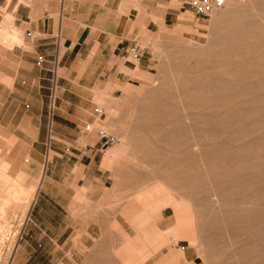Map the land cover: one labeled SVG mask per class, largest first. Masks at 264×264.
<instances>
[{"label": "rangeland", "instance_id": "1", "mask_svg": "<svg viewBox=\"0 0 264 264\" xmlns=\"http://www.w3.org/2000/svg\"><path fill=\"white\" fill-rule=\"evenodd\" d=\"M227 1V11L224 2L219 12L196 16L195 28L160 29L146 34L147 45L140 36L151 69L133 82H54L39 161L19 146L25 133L6 102L0 203L37 181L56 139L76 141L96 122L117 137L113 185L139 228L114 251L120 264H264V0ZM1 15L0 49L21 47L22 33ZM99 92L112 101L102 119L94 113ZM35 195L0 208V264L11 263ZM165 208L172 225L162 228L152 217Z\"/></svg>", "mask_w": 264, "mask_h": 264}, {"label": "crops", "instance_id": "2", "mask_svg": "<svg viewBox=\"0 0 264 264\" xmlns=\"http://www.w3.org/2000/svg\"><path fill=\"white\" fill-rule=\"evenodd\" d=\"M189 1L0 0V18L4 12L13 20L24 41L21 47L0 49V115L9 101L25 133V142L16 139L28 148L31 162L46 151L51 85L130 83L150 74L144 49L136 64L128 61L129 42L144 34L147 45L146 34L160 29L195 28ZM64 74L76 80H64ZM55 125L60 137L63 126ZM52 146L10 264H120L114 251L127 244L132 231L137 237L139 228L130 204L120 199L123 190L113 185V146L102 147L94 130L76 141L56 139ZM65 147L67 152L58 150ZM168 209L151 216L162 228L172 225Z\"/></svg>", "mask_w": 264, "mask_h": 264}, {"label": "built area", "instance_id": "3", "mask_svg": "<svg viewBox=\"0 0 264 264\" xmlns=\"http://www.w3.org/2000/svg\"><path fill=\"white\" fill-rule=\"evenodd\" d=\"M224 7V0H190L189 8L195 16L208 17L209 15L221 10ZM127 54L135 59L139 60L142 55V48L139 45L137 38H133L127 47ZM95 115L100 114V110L96 108L94 110ZM96 139L101 142L102 147H112L117 143V137L108 131L103 129H96ZM87 150H83L81 153L85 155Z\"/></svg>", "mask_w": 264, "mask_h": 264}, {"label": "bare ground", "instance_id": "4", "mask_svg": "<svg viewBox=\"0 0 264 264\" xmlns=\"http://www.w3.org/2000/svg\"><path fill=\"white\" fill-rule=\"evenodd\" d=\"M225 2V7H226V11L229 10V7H230V4H228V1L227 0H224ZM223 9V8H222ZM221 9V10H222ZM220 11V10H219ZM217 11V12H219ZM225 11V12H226ZM216 12V13H217ZM180 31H184L185 33V30L182 29V30H178L177 32H175L176 34H181ZM174 33V34H175ZM10 38L14 39L12 36H10ZM145 77V76H144ZM103 96V95H102ZM112 102V101H111ZM110 101H108L106 98H103L101 96H95V99H94V103L96 105H98L100 107V114H99V119H102L103 117H106V115H108V113H112V109L108 108V103H111ZM86 115V114H84ZM83 116V115H82ZM85 118V117H84ZM96 123V122H95ZM97 128V125L93 124V125H89V132L95 130ZM100 129H103L105 130L103 127H101ZM106 131V130H105ZM118 150H119V146H117L114 150H112V152L110 153V159L111 161H115L116 160V157H117V153H118ZM44 171L45 170H42L39 177L37 178V181H34L33 184H31L29 187H28V190L26 192H16L14 194H12L9 198H4L2 200V203H0V208H1V211L4 210V208H6L5 206H7V204L10 202V201H15V202H18L20 198L24 197V198H27L28 200L27 201H31L33 199V196L35 195L36 191L38 190V187H39V184L40 183V180L44 174ZM0 174H2L0 172ZM4 177V176H3ZM30 203V202H29ZM24 208V206H23ZM181 256L183 257L184 256V259L187 257V253L183 252L181 254ZM185 261V260H184ZM183 262V261H182ZM181 264V263H180Z\"/></svg>", "mask_w": 264, "mask_h": 264}]
</instances>
